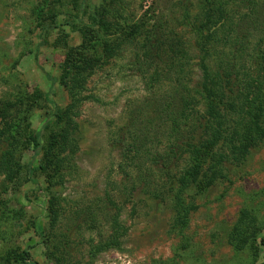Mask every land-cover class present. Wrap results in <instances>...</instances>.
Returning a JSON list of instances; mask_svg holds the SVG:
<instances>
[{"label":"rangeland","instance_id":"1","mask_svg":"<svg viewBox=\"0 0 264 264\" xmlns=\"http://www.w3.org/2000/svg\"><path fill=\"white\" fill-rule=\"evenodd\" d=\"M254 1L248 9L233 0L225 11L236 27L234 36L249 41L246 53L253 43L264 47V0ZM207 8L210 0H0V102L13 103L0 126L7 135L4 144H14L20 167L16 188L0 173V264H20L2 256L22 249H27L30 264H53L48 255L52 244L41 243L36 225L46 240L53 236V241H60L62 264H264V244L257 241L264 232V136L238 154V125L230 110L225 136L208 146L212 122L206 113L207 97L202 96L206 92L202 93L197 38L198 21ZM52 15L53 27L39 33V24L50 23ZM133 25H140L141 31L131 37L127 33ZM176 42L185 56L176 54L167 68L169 49ZM214 49L204 60L211 72L225 59ZM73 61L85 67L68 128V156L59 173L36 171L27 179L31 150L22 133L27 125L32 131L41 129L52 110L43 98L49 78L53 83L48 98L61 110L71 102L60 76ZM177 70L179 83L196 97L188 120L177 121V132L189 128L191 135L192 129L198 153L193 160L191 137H186L187 147L177 163L139 189L135 170L129 180V167L112 142L113 132L131 120L144 117L151 128L153 121L163 118L159 103L171 92ZM216 99L214 107L224 114L225 106ZM41 132L45 136L47 130ZM10 134L19 142L14 143ZM176 193L187 208L182 225L175 222ZM48 210L56 211L52 225ZM113 219L124 234L116 246L96 252L93 246L110 234ZM246 226L259 229L256 241L236 249L232 233Z\"/></svg>","mask_w":264,"mask_h":264},{"label":"trees","instance_id":"2","mask_svg":"<svg viewBox=\"0 0 264 264\" xmlns=\"http://www.w3.org/2000/svg\"><path fill=\"white\" fill-rule=\"evenodd\" d=\"M232 1L233 0H210V8H207L202 19L198 21L197 38L201 51L199 62L204 79L202 93L204 91L206 92L205 95L203 94L202 96L205 98L207 97L205 107L208 109L206 113L212 122L209 127L211 134L208 136L209 139L208 137L206 138L208 139V146H213L222 138V135L223 137L225 136L226 125L228 124L227 118L230 115L229 111L232 110V112L234 111L233 113L236 116L235 120L238 125L235 137L237 145H235V147L237 153L242 155L246 153L256 141L264 136V47L260 49L259 47L261 45L253 43L249 47L250 52H245V49L248 48L247 44L249 41L240 39L239 37L241 35L234 36L236 27L231 25L232 17L227 16L229 17L228 19L225 17L226 6ZM237 2L241 7L248 9L255 5L254 0H237ZM255 13H257V11ZM55 22V15H52L50 23H40L38 26L39 33L43 34L49 31ZM140 31V25H133L129 27L127 34L134 37V35L136 33L139 34ZM227 31H229V33H226ZM232 34L233 37H231ZM221 39H223V41ZM143 41L145 42V48L148 46L147 44H149L148 37H143ZM41 44L42 41L40 40L35 46V52ZM173 47L174 49H169L170 53L168 54L166 63L167 68L177 59L175 56L176 54L181 58L185 56L184 49H182V46L178 42H176ZM214 48H217L220 51H218L219 53L224 54L225 59L218 62V69L216 71L211 72L212 70H209L204 60L206 57H209V52ZM224 48L227 51L224 52ZM253 57L256 58L250 60ZM247 62L250 63L251 67L254 66L253 73L250 72L251 67L248 68ZM178 63L180 65V62ZM84 67V64H78L73 61L69 64L67 69L61 73L60 80L67 89L69 99L71 100L62 110L48 98L53 81L49 78V75L46 74V77L50 80V85L48 91L43 94V98L45 101L52 104V110L47 113L41 129L32 131L27 125L25 127L26 131L22 133L23 142L31 150L30 160L27 161L25 166L27 179L36 171L45 172L54 169L57 170V173L60 172L64 163V158L68 156L66 152L67 150L69 152L71 147V132L68 128L72 125V109L76 103L77 94L83 82L82 73ZM172 76L170 82H172L174 86L171 92L168 93L167 99L165 97L161 98L163 101L159 103L164 119L159 117L156 123L153 121L154 124L151 128L146 127L144 124V121L147 122V119L144 117L138 120V122L131 120L129 123H124L119 126L113 132L115 138L112 139V142L115 144L116 148L119 149L120 159L123 164L129 167V180L132 182L131 172L135 170L133 179L139 181V184H141L139 189L147 185L150 178L152 179L155 175L158 176L160 173L166 174L167 170L177 163L183 150L187 147L186 137H191L192 143H189L191 152H189H193V160L196 159L198 153L193 130L191 129V135H187L189 128L187 131L177 132L179 125L177 121L181 118L188 120L191 115L190 110L196 97L191 93V90L186 84L179 83L182 76H179L178 70L175 74L172 73ZM148 78L152 79L153 76L150 74ZM199 96L201 95L199 94ZM215 96L218 98L216 99L217 102H222L225 106L224 114L218 113L214 107L213 99ZM12 104L11 102H0V120H5L8 107ZM166 119L168 121V127L167 124L166 126L164 125ZM49 121H51V123H48ZM49 124L52 125L53 128H50ZM158 128H160V131ZM44 129L47 130L45 136H43L41 132V130ZM4 135H6L5 130L0 126V173L3 174L4 181L8 182L11 187L16 188L19 185L20 167L13 153L14 144H10L9 142L4 144ZM10 137L14 139V143L19 142L15 139V135L10 134ZM193 139L195 142H193ZM34 160L36 161V165L33 164ZM131 189L133 190V188ZM173 199L175 222L182 225L185 222V215L187 213L186 205L179 193L174 194ZM245 213L246 212L243 211L241 215L244 216ZM47 216L49 217L50 224H54L56 221V211L48 210ZM238 222L241 225L244 223L240 222V219ZM34 228L41 243L48 241L46 244H52L51 249L48 250V255L52 257L53 264H62L63 257L57 253V251H59L57 245H60V241L54 239V242L52 240L53 236H49L46 240L48 236L44 235V231L41 230L40 225H36ZM258 231L259 229L257 227L253 228V226L235 229L234 233H232L231 245L236 249L243 248L245 244L247 245L249 242L256 241ZM123 234L124 229L113 219V221L110 222V234L106 239L100 240L95 244L93 249L97 252L105 247L116 246ZM263 239L264 232L259 235L257 240L258 243L264 244ZM2 259L4 261L11 260L12 262H18L20 264H30L28 262L27 249H22L20 251L7 250L2 256Z\"/></svg>","mask_w":264,"mask_h":264}]
</instances>
